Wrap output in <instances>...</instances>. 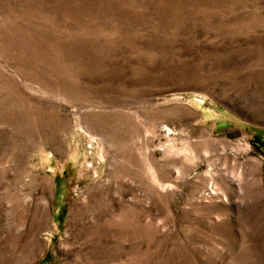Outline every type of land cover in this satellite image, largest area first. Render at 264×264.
<instances>
[{
	"label": "rangeland",
	"instance_id": "374dc122",
	"mask_svg": "<svg viewBox=\"0 0 264 264\" xmlns=\"http://www.w3.org/2000/svg\"><path fill=\"white\" fill-rule=\"evenodd\" d=\"M0 264H264V0H0Z\"/></svg>",
	"mask_w": 264,
	"mask_h": 264
}]
</instances>
